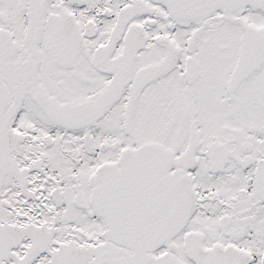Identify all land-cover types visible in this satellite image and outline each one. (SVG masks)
<instances>
[{
  "label": "snow or ice",
  "instance_id": "snow-or-ice-1",
  "mask_svg": "<svg viewBox=\"0 0 264 264\" xmlns=\"http://www.w3.org/2000/svg\"><path fill=\"white\" fill-rule=\"evenodd\" d=\"M0 264H264V0H0Z\"/></svg>",
  "mask_w": 264,
  "mask_h": 264
}]
</instances>
